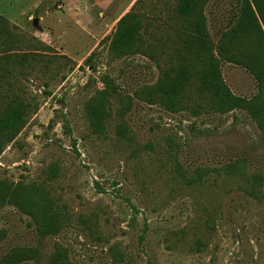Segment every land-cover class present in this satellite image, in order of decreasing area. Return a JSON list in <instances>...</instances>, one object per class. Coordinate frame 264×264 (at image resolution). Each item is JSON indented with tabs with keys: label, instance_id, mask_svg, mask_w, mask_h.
<instances>
[{
	"label": "rangeland",
	"instance_id": "374dc122",
	"mask_svg": "<svg viewBox=\"0 0 264 264\" xmlns=\"http://www.w3.org/2000/svg\"><path fill=\"white\" fill-rule=\"evenodd\" d=\"M137 1L0 0V116L27 107L0 147V193L17 191L30 212L0 202V264H264V132L245 111L212 110L197 61L177 112L147 101L177 65L187 24L176 0H141L139 42L115 55L117 25ZM245 7L202 5L214 52ZM219 63L235 97L264 100L245 65ZM92 103L105 114L100 133ZM233 163L241 176L225 175ZM253 175L257 198L245 193ZM45 213L56 233L40 232Z\"/></svg>",
	"mask_w": 264,
	"mask_h": 264
},
{
	"label": "trees",
	"instance_id": "16d2710c",
	"mask_svg": "<svg viewBox=\"0 0 264 264\" xmlns=\"http://www.w3.org/2000/svg\"><path fill=\"white\" fill-rule=\"evenodd\" d=\"M176 1L177 13L181 18H184L187 24L186 33L181 40L183 46L180 49L181 56L177 58L176 66H171L169 70L162 73L159 80L151 88L152 91L147 93V101L152 102L154 98H158V102L165 109L177 112L179 100L194 75L191 72V64L197 61L201 66L197 74L200 90L210 96L212 110L219 114L236 110L245 111L259 129L264 132V100L262 97H255L251 100L235 97L223 82L219 68V62L222 59L234 64L245 65L260 84L259 89L264 90V35L262 33L264 0H245L246 7L243 8L234 26L220 37L216 44V52H214V46L205 28V20L200 12L202 5L207 0ZM139 3L141 0L137 1L131 12L126 14L117 25L113 47L115 55L130 51L139 42L142 21L139 13L135 11V7ZM190 18H193V21L188 22ZM248 39L253 41L255 49L253 51L248 50L246 53L239 52L238 45L240 42ZM99 107L100 105L96 106V103H92L91 107L88 108V116L95 133H100L105 115L103 109ZM26 108V105L19 101L15 105L8 106L0 116V147L12 141L22 130L26 123ZM236 173L238 175L243 173L240 164L233 163L226 167V176L230 177ZM260 181L259 176H251L246 180L249 182V187L245 193L257 198V195H260ZM194 182L195 180H188L187 185ZM15 192H9L8 189H5L0 193V202L15 205L21 213L28 211L25 202L19 198L17 191ZM26 213L30 214L29 211ZM42 225L40 232H44L45 235H49L50 232L56 233V216L45 213L42 217ZM4 261L2 264H16L9 257L4 258ZM57 261L56 264H62L60 259Z\"/></svg>",
	"mask_w": 264,
	"mask_h": 264
},
{
	"label": "water",
	"instance_id": "95a60500",
	"mask_svg": "<svg viewBox=\"0 0 264 264\" xmlns=\"http://www.w3.org/2000/svg\"><path fill=\"white\" fill-rule=\"evenodd\" d=\"M33 26L37 28V20H33Z\"/></svg>",
	"mask_w": 264,
	"mask_h": 264
}]
</instances>
